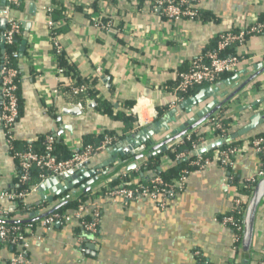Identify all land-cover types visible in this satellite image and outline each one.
Segmentation results:
<instances>
[{
  "label": "crops",
  "instance_id": "obj_1",
  "mask_svg": "<svg viewBox=\"0 0 264 264\" xmlns=\"http://www.w3.org/2000/svg\"><path fill=\"white\" fill-rule=\"evenodd\" d=\"M95 3L96 0H20V5L10 10L9 14L20 22L22 36L20 59L16 63L21 74L20 114L13 128L19 148L46 135L56 137L59 131L64 146L103 131L124 135L123 124L102 115L96 110V103L90 109L83 106L82 115L62 116L57 122L60 109L73 99L65 91L76 78L59 77L55 72L47 26L49 9L60 10L64 15V20L58 22L59 28L63 27L58 43L76 77L95 80L98 96L109 102L115 112H124L134 120L130 135L98 152L88 164L89 169L100 174L105 164H109L110 170L121 166L108 182L130 171L127 168L132 164L130 157L120 160L117 145L122 146L126 139L161 120L169 122V130L162 129L161 134L170 133L214 101L211 95L205 92L199 95L200 92L217 90L216 101L222 102L256 72L258 75L221 110L226 124H231L228 137L247 125L255 114H261V123L229 143L240 144L264 132V35L250 36L235 49L237 55L248 58L238 71L223 76L213 85L196 88L178 103L172 95L180 68L204 54L217 35L235 31L258 16L264 17V0H205L199 6L203 14L199 21H168L152 11L149 0H98L97 13L116 26L109 31L98 30L87 16L88 6ZM97 67L102 69L99 80ZM52 90H60L61 95L47 103L43 98ZM198 95L199 101L184 106L187 99ZM132 108L141 117L140 127L130 113ZM52 109L56 118L51 116ZM172 118L177 122L171 121ZM160 140L159 136L155 138L156 142ZM210 143L202 144L201 148ZM112 150L116 151L112 153ZM170 166V162L161 165L162 168ZM259 166L260 159L249 149L227 170L213 164L204 171H192L187 176L185 189L163 211L150 200L130 201L125 205L100 200L97 234L94 243L88 244L92 248L87 246L85 252L80 250L76 223L55 225L48 230L35 226L27 235L29 264H199V256L205 264H260L264 260V197L256 212L251 242L247 249L241 246L242 253L237 251L238 247L233 249L232 231L220 223V218L230 212L235 196L247 203L249 197L241 194L237 186L252 178ZM17 172L0 126V191L19 188ZM65 183H58L60 187L56 191L60 194L55 196L50 190L29 195L24 200L27 206L24 214L14 211L9 202H0V209L8 211L7 220L32 218L37 223L40 216L80 191V184L63 189ZM223 183L227 184V191ZM95 186H91L93 193ZM41 195L45 198L53 195L52 202L43 201ZM93 196L84 201H92ZM15 251L8 245L2 246L0 264H6Z\"/></svg>",
  "mask_w": 264,
  "mask_h": 264
},
{
  "label": "built area",
  "instance_id": "obj_2",
  "mask_svg": "<svg viewBox=\"0 0 264 264\" xmlns=\"http://www.w3.org/2000/svg\"><path fill=\"white\" fill-rule=\"evenodd\" d=\"M205 0H149L150 7L153 12L158 13L161 17L168 21H199L201 19L199 6ZM8 8V15L6 19V29L0 31V42L3 46H11L14 40L21 34L20 22L12 17L9 12L12 8L20 5L19 0H5ZM51 9L47 11V26L48 35L53 46L55 54L62 52L58 43L59 35L57 29L59 23L51 19ZM87 14L90 15L93 25L98 30L109 31L116 28L113 22L100 23V14L94 12L92 9H87ZM118 30V29H116ZM254 35H264V20L259 21L258 18H253L243 27L236 31H229L217 35L215 47L197 57L189 63V67L185 71H178L176 75V84L172 89V95L175 103L184 99V95L194 87H202L205 85L215 84L223 74H232L240 69V67L248 61V58L243 55L225 54L224 52L229 48L234 50L242 46L246 39ZM223 53V55H222ZM55 72L60 77L64 75L66 70L60 69L57 66V61L54 55ZM16 60L19 55L16 51H11L9 54L2 52L0 61V126L3 129L5 142L11 158L17 164V174L15 176L18 185L26 184L30 179L32 170H38L39 185L49 177H56L58 175L72 171L78 167L87 166L91 160L98 154V152L108 148L113 144H117V137L105 136L104 139L97 145H86L82 142L76 144H67V149L70 152V157L67 159H60L54 154V141L57 138L53 135H46L42 142V151L37 152L32 147L23 150L16 148L13 135V128L18 119V100L16 97V76L17 70L12 67L8 58ZM96 75L98 80L102 69L97 67ZM89 87L84 84L77 85L76 79L69 82L66 88L67 93L72 98L82 96L85 101L88 99ZM61 95L60 90H52L43 98L50 102L51 98H57ZM73 100V99H72ZM68 104H76L83 108V105L78 102H69ZM67 105V104H66ZM131 115L138 121L137 126H141L140 115L133 108L130 111ZM231 124H223L215 119H209L203 124L199 125L192 133H188L174 140L173 145H190V154L201 148L202 144L214 142L217 139H225L228 135V130ZM193 134L200 135L194 138ZM173 149V148H172ZM171 149V150H172ZM251 149L253 153L260 159V166L256 169L252 178L246 182L253 183L255 180L264 178V137L255 135L235 146H228L225 148H217L213 153L204 157L194 156L195 159L190 163L193 171L201 172L215 164L224 170L231 168L235 159L242 155L247 150ZM186 158L184 152H179L171 159L167 155L161 158L160 165L163 162H170L173 164L175 160ZM163 161V162H162ZM192 172V171H191ZM190 172L182 171V175L171 182H165L160 177H153L149 184H138V180L124 181L121 180L119 184L114 187H106L104 193L95 194L92 201H79L78 205L72 210L65 211L63 214L51 213L47 216L41 217L35 226L43 229H51L55 225L67 226L76 223L77 228L81 229L82 235L78 236V242L88 244L94 243L95 236L98 230L100 219V200L111 204L125 205L130 201L150 200L157 204L160 210H165L168 202L176 197L185 189L186 179ZM134 184V185H133ZM39 185L31 186L28 190H13L0 191V202H9L12 204L14 211L22 212L20 203L31 194L37 191ZM224 191L228 190L227 184L223 183ZM246 206L244 201L239 196L232 199V207L228 214L220 218V223L235 230L232 233L233 249L237 250V243L239 236L236 231L242 230L243 227V210ZM235 214H242V219L235 217ZM8 211L0 209V220H7L9 218ZM33 223L23 224L22 226H6L0 223V248L2 246H10L16 251L11 258L6 260V264H29L27 257L28 242L27 235L31 234L34 227ZM86 246V247H87ZM86 247L80 246L81 252H85ZM198 255V253H195ZM260 264H264V260Z\"/></svg>",
  "mask_w": 264,
  "mask_h": 264
},
{
  "label": "trees",
  "instance_id": "obj_3",
  "mask_svg": "<svg viewBox=\"0 0 264 264\" xmlns=\"http://www.w3.org/2000/svg\"><path fill=\"white\" fill-rule=\"evenodd\" d=\"M19 3H20V0H19ZM88 9H92L94 12H97L98 0H96V3L93 6H88ZM49 14H50L51 19L55 22H59V21L64 20V15L62 14V12L60 10H51V12ZM200 15H201V20H202L203 14L201 12H200ZM87 16L91 17L90 15H87ZM258 20L263 21L264 17L258 16ZM106 22H108V21L104 20L103 18H100V23H106ZM61 30H63V27H62V29L58 28L57 33L60 34ZM21 40H22V36L19 35L14 40V42L11 46H3V44L0 42V61H1L2 52L7 55L11 51H16L17 54L19 55V57L16 60H12L10 57L8 58L10 65L17 70V76H16L17 89H16L15 94H16V97L18 100L19 114H20L19 85H20V81H21V74H20L19 70L17 69L16 63L20 59L19 45L21 43ZM215 43H216V38L211 40L209 49L207 51L212 50L215 47ZM224 53L225 54H234L235 50L232 47V48L227 49ZM52 55H54L56 58L57 66L60 69L66 70V72L64 73V76H66L68 78L69 77L70 78H76L77 85L84 84V85H87L89 87L88 99H90L96 103V110L97 111H99L102 115L110 117L113 120L120 121L124 126V130H123L124 135H122V136H117L113 132L103 131L99 135L89 136V137L83 138L82 144L84 146H86V145H94L95 146L98 143H100L104 139L105 136H109V137L115 136V137H117V141H121L126 134L130 135L132 130H133V125H134L133 118L131 116L126 115L124 112H121V111L115 112L113 106L109 102L102 100L98 96V94H97L98 92L95 91V84H96L95 80H85V79L81 80L80 78H77L76 77L77 74H76L75 70L73 69V67L67 64V61H66V58H65L63 52H61L60 54H55V52L53 50ZM222 55H223V53H222ZM188 67H189V64L186 66H182L179 71H185ZM226 75H230V74H223L220 77V79ZM196 88H198V87H194L190 91H188L184 95V99H186L189 95H192L196 91ZM71 101L81 103L83 106L86 105V101L82 96L76 97V98L73 97V100H71ZM223 105L220 108H218L214 113H212L208 118H206L205 120L200 122V124L191 128L188 132L182 133L180 135V137L183 135H186L188 133H192L194 130L197 129V127L199 125L203 124L204 122H206L209 119H215L216 121H219L223 124H226V120L223 119V112L224 111L221 110L222 108H224ZM131 106H132V104L129 103L128 107H131ZM19 114H18V118H19ZM51 116L53 118H56L54 109L51 110ZM200 135H202V134H200ZM200 135L193 134V137L198 138ZM259 136L264 137V132L260 133ZM44 137L45 136L38 138L34 143L25 144L21 148H19V144L17 141H14V144H15L16 148L19 150L26 149L30 146L35 151L41 152L42 151V142L44 140ZM173 142L170 145H168L167 150L165 152H162L159 155H156V156H153L150 158H148L147 155L140 157L136 161V163H138V166H136L135 169L121 173L118 176V178L115 180H112L110 182H105V183H102V184L95 186V189H94L95 192L97 190H99V192L93 193V192H91V191H93L92 190L93 187H87L83 190H80L77 195H75L72 198L63 202L62 205H60L56 210H54V211L52 210V211L44 214L43 216H47L51 213L63 214L67 210H72L73 208H75L78 205L79 201L85 200V198H87L90 195L93 196L95 194H102V193H104V190L106 187H114L117 184H119V182H121V180L132 182V181H134V179H137L138 184H149L150 179L157 176V177H160L165 182H171L175 179H178L182 175V171H184V170L187 172L193 171L192 167L190 166V163L195 159V157H189L190 150H191L190 145L187 144V145H181V146L176 145L175 146V145H173ZM237 144H238V142L228 143V144L224 145L222 148H225L228 146H235ZM147 148H149V147L147 146ZM179 152H184L186 155V158L181 159V160H175L173 162L172 166H170V167H167V168L161 167L160 162H161V158L163 155H167L171 159H174L175 155ZM212 153H213V151H210V152L204 153L203 156L208 157ZM54 154L60 159H67L70 157V152L68 151L67 147L64 146V144L61 140L60 141L59 140L54 141ZM125 158H123V159H125ZM130 159H131V157H130ZM123 165H126V164H123ZM38 174H39L38 170H32V172L30 174L29 181L26 184L18 185L19 188L17 190L22 189L25 191V190H28L31 186L39 185L40 180L38 179ZM260 180H264V178L257 179L253 183L245 182L242 186H237L238 187L237 189L241 194H246L249 197ZM20 207L22 209V213L24 214V212H26L27 206L25 205L24 202H22V203H20ZM235 217L240 219V221H241L242 214H238V215L235 214ZM33 225L35 226V223H33ZM6 226H19L20 227L22 225L6 224ZM232 233L234 234L235 230H233ZM76 234H77V236H80L83 234V232L81 231V229L77 228ZM236 234L239 236V241L237 243V247H238L237 251L240 250V252H241L242 239H243V227H242V230L236 231ZM87 243L88 242H84V243H81L80 245L82 247H86ZM197 260L199 261V264H205L204 261L201 260L200 256H199V258H197Z\"/></svg>",
  "mask_w": 264,
  "mask_h": 264
},
{
  "label": "water",
  "instance_id": "obj_4",
  "mask_svg": "<svg viewBox=\"0 0 264 264\" xmlns=\"http://www.w3.org/2000/svg\"><path fill=\"white\" fill-rule=\"evenodd\" d=\"M7 15H8V8L6 6L5 0H0V31H4L6 29ZM23 44L25 45L24 42ZM257 75L258 72L250 76L248 81L238 86L231 94L226 96V98L219 103H217L216 101V93H218L217 90L207 89L200 92L199 95H202L204 92L211 95L214 98V101L208 103L205 107L201 108L198 112H196L195 116L191 117L183 124H180L179 126H177V128L173 129L170 133L166 135H162L161 132L162 129L165 130L166 132L169 130L167 126L169 122L168 121L164 122L161 120L160 122H156L153 126H150L149 128L142 130L140 133L134 135L132 138L126 139V141L122 143V146L117 145L118 147L117 153L120 156V160L122 161V159L125 157H131L132 164L129 165L127 170H133L136 168L137 166L136 161L140 157L147 155V157L150 158L159 155L162 152H165L167 150L168 145H170L174 140L180 137L182 133L188 132L191 128L197 126L198 124H200V122L208 118L218 108H220L223 104L227 103L234 95H236L239 91H241L242 88L246 86V84L249 81H251L253 78H255ZM199 95L196 96V98L187 99L184 102V106L187 104L189 105L195 104L197 101H199ZM85 106L88 109L94 108L95 102L92 100H87ZM83 112L84 111L81 106L76 104H67L60 109V113L57 116V122L58 121L60 122L62 116L76 117L82 115ZM171 121H173L174 123L177 122L175 118H172ZM261 122H262L261 114L260 113L255 114V116L250 120V122L244 127H242L240 130H238L235 134L231 135L230 137L227 136L225 139H217L214 142L204 146L203 148H200L197 151L192 152L189 155V157L200 156L204 153L213 151L217 148H221L224 145L228 144L231 141V139L247 134L248 132L254 129L257 123H261ZM61 134L62 132L59 131L58 135H56L57 140H60L59 136ZM157 136L161 137V140L159 142L155 141V138ZM147 146L149 148H147ZM115 151L112 150L111 152L114 153ZM120 167L121 166H118L114 170H110L109 164H105L104 167L105 169L103 170V172H101V174L100 172L95 173L92 169H89L88 165L83 167H78L67 173L45 179L38 186L37 191L42 194L45 190H50L55 196L57 194H60L58 190L56 191V188L60 187L58 186V183L66 181V183L63 184L62 188L68 190L70 188H73L74 185L80 184L87 178H89L88 181H85L78 186V191L83 190L85 187H91L93 185L97 186L99 184L108 182L112 177H114L115 174L118 173ZM52 197L50 196L48 198H45L44 196L41 195L43 201L48 200L49 202H52L53 200ZM263 197H264V180H260L256 185V187L254 188V190L252 191L251 195L249 196L246 206L243 210L242 247L244 249H247L251 242L256 212ZM57 208H53L52 210L54 211ZM31 216L32 215H30V217ZM41 217H43V215L40 216V218ZM39 219H37L36 221H38ZM34 221L35 219L30 218L28 220H20V221L0 220V223L23 225V224L33 223ZM89 247L92 248V245H89L88 248Z\"/></svg>",
  "mask_w": 264,
  "mask_h": 264
}]
</instances>
